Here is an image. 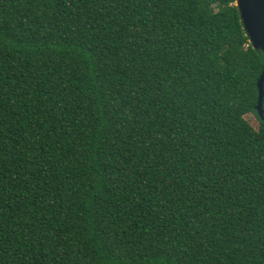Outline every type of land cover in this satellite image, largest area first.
Returning a JSON list of instances; mask_svg holds the SVG:
<instances>
[{
  "label": "trees",
  "instance_id": "16d2710c",
  "mask_svg": "<svg viewBox=\"0 0 264 264\" xmlns=\"http://www.w3.org/2000/svg\"><path fill=\"white\" fill-rule=\"evenodd\" d=\"M236 2L0 0V264H264Z\"/></svg>",
  "mask_w": 264,
  "mask_h": 264
},
{
  "label": "water",
  "instance_id": "95a60500",
  "mask_svg": "<svg viewBox=\"0 0 264 264\" xmlns=\"http://www.w3.org/2000/svg\"><path fill=\"white\" fill-rule=\"evenodd\" d=\"M244 28L256 50L264 52V0H237ZM259 98L256 111L264 120V70L258 81Z\"/></svg>",
  "mask_w": 264,
  "mask_h": 264
},
{
  "label": "rangeland",
  "instance_id": "374dc122",
  "mask_svg": "<svg viewBox=\"0 0 264 264\" xmlns=\"http://www.w3.org/2000/svg\"><path fill=\"white\" fill-rule=\"evenodd\" d=\"M246 119L255 129L259 128V120L254 114L247 115Z\"/></svg>",
  "mask_w": 264,
  "mask_h": 264
}]
</instances>
